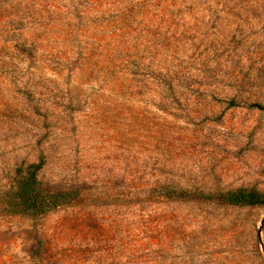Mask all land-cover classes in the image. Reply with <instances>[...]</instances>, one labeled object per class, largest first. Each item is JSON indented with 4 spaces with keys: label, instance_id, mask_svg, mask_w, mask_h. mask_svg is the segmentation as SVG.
<instances>
[{
    "label": "rangeland",
    "instance_id": "obj_1",
    "mask_svg": "<svg viewBox=\"0 0 264 264\" xmlns=\"http://www.w3.org/2000/svg\"><path fill=\"white\" fill-rule=\"evenodd\" d=\"M251 104L264 0H0V188L43 160L78 192L39 217L0 203V264H264V207L214 198L264 192Z\"/></svg>",
    "mask_w": 264,
    "mask_h": 264
},
{
    "label": "trees",
    "instance_id": "obj_2",
    "mask_svg": "<svg viewBox=\"0 0 264 264\" xmlns=\"http://www.w3.org/2000/svg\"><path fill=\"white\" fill-rule=\"evenodd\" d=\"M235 102H230L233 105ZM252 108L264 109L260 104ZM44 161L21 165L16 170V181L6 190L0 188L2 210L10 215H30L39 217L71 204L78 197L77 191L51 192L40 179ZM168 189L167 193L172 192ZM216 201L234 207H264V192L256 188H238L218 192ZM211 199V197H210Z\"/></svg>",
    "mask_w": 264,
    "mask_h": 264
}]
</instances>
